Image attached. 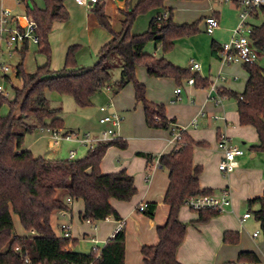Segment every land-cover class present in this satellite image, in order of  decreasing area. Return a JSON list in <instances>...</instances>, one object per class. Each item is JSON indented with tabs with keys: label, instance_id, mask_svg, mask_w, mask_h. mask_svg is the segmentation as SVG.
Returning <instances> with one entry per match:
<instances>
[{
	"label": "trees",
	"instance_id": "16d2710c",
	"mask_svg": "<svg viewBox=\"0 0 264 264\" xmlns=\"http://www.w3.org/2000/svg\"><path fill=\"white\" fill-rule=\"evenodd\" d=\"M19 1L24 13L37 23V48L40 54L47 57V62L33 73L26 72L20 63L15 76L21 81V87L13 88L11 99L0 96V264H125L124 228L101 248L81 254L69 249V246L76 245L75 240L58 237L54 233L50 218L56 211L69 210L66 200L71 199L84 203V210L79 214L82 221L92 225L108 218L120 221L110 200L129 202L137 193L134 178L124 170L102 174L100 164L108 148L124 150L126 142L120 138L101 142L93 150L87 151L83 158L73 161L34 157L30 150L21 149L25 135L36 128L27 123L29 119H35L41 128L63 130V121L59 117L61 108L51 106L46 92L69 96L78 107H87L91 105L92 97L111 83L112 72L116 69L120 70V78L113 84L114 94L131 83L135 103L143 108L146 126L179 133L171 152L158 157L159 166L168 174V187L163 199L169 208L168 217L166 223L156 230L158 243L142 246L141 255L143 264H181L176 254L185 240L188 224L178 220V213L188 198L212 194V190L200 188L202 167L194 165L192 160L195 147L208 148L209 145L193 141L185 131L176 128L174 119L167 118L163 104L146 99V88L136 79V67L143 66L151 78L174 79L177 85L182 80L193 78L196 88L206 89L210 86L197 73L177 67L165 58L173 51L174 41L199 33L201 19L191 24L176 25L173 10L166 8L164 3L202 0H138L131 9L129 5L132 0H123L118 32L112 28L104 4L96 3L90 13L96 23L107 31L109 40L101 46L91 67L78 66L75 54L79 47H68L64 67L60 71L50 69L48 38L54 23L69 20L64 6L67 0H43L42 9L33 0ZM152 12L154 15L147 29L133 33L136 21ZM258 13L262 15L263 22L251 26L250 39L254 48L263 52L264 6L254 11L252 17H257ZM151 42L160 48V57L145 52L146 45ZM219 48L215 42L211 43L212 56L218 57ZM243 68L248 74L244 91L241 94L222 91L221 95L236 101L240 126L255 129L258 143L251 146V150L264 152V69L256 63L244 65ZM4 105L9 108L5 115L1 114ZM136 156L144 158L147 163L153 158L151 154L143 152H137ZM247 206L264 235V190L261 197L248 200ZM155 210V203H147L141 213L153 218ZM219 214L218 211L202 210L198 212L195 222L207 223ZM12 215L18 217L26 235L21 237L14 234ZM222 242L237 245L239 234L225 231ZM16 248L18 251H15ZM242 261L256 262L258 257L253 252H240L233 262Z\"/></svg>",
	"mask_w": 264,
	"mask_h": 264
},
{
	"label": "crops",
	"instance_id": "0c3cea01",
	"mask_svg": "<svg viewBox=\"0 0 264 264\" xmlns=\"http://www.w3.org/2000/svg\"><path fill=\"white\" fill-rule=\"evenodd\" d=\"M11 1L13 2V6H7V0H2V4L12 10L16 6L14 0ZM137 1L138 0L131 1L130 9L135 6ZM217 1L222 4L224 3V5L219 4ZM98 3L104 4L105 13L112 27L115 19L118 20L120 24L122 18L120 10H122L124 6L123 0H98ZM225 3L226 2L223 0L166 1L164 3L166 8L173 10V22L176 25L191 24L201 19L198 28L199 33L202 34L206 33L204 30V19L206 17L212 15L218 20L219 27L211 34V38L206 39L201 35H195L178 39L174 41L173 51L166 55L165 58L177 67L189 70L191 68L190 60L198 63L200 65V70L190 71L193 74L197 73L202 79L207 80L210 85H215L216 93L222 97L220 103L209 98V87L206 89H199L194 85L185 84L182 80L180 83L181 92L175 97L174 90L178 85L174 79L151 78L147 75L145 68L144 70H140L142 72L138 71L139 73H137L138 81L146 88V99L148 101L155 104H163L166 107L167 118L174 119L176 128L185 131L193 141L210 144L209 149L195 147L193 150V164L202 167V173L199 176L200 188L202 190H212V195L215 196H220L225 191L228 192L230 196L231 206L227 209L228 216L217 217L203 224L195 222L198 219V211H192L186 206H183L184 208L181 207L178 213V220L183 224L189 222L192 226L187 227L185 240L176 254V258L181 264H188L189 261V239H200L201 232L211 226H222L219 233V235H221V241L225 231L237 232L239 234L242 224L251 219L252 214L247 210L250 217L242 220L243 215L237 218L236 213H238L239 208L242 207L244 202L247 206L248 200L261 197L264 190V171L259 167L253 169L248 168L247 164L249 160L244 158L245 153L236 158V166L230 173L223 174L218 170V164L222 158V154L216 145L219 136H223L232 146L242 151L243 145L247 143L256 145L258 143V136L253 127L240 126L236 101L233 98L221 95L222 91L241 94L248 80L247 72L242 65L234 64L223 66L218 57H214L211 54V43L215 42L218 46H221V44L229 41L232 36V31L238 23V14L235 6L231 3ZM64 6L69 12L70 18L65 23L53 24L52 32L54 33V37L56 36L55 38L63 42L65 44L63 46H66L67 44H72L71 42L73 41L71 40H74L76 43H81L80 40L82 36H84L82 40L83 43L88 45L96 42V48H101L98 41L104 38L102 37L103 28L96 23V20L90 13L92 6L80 5L73 0H67ZM43 7L44 3L41 9ZM16 8H20L22 9L21 11H23V6ZM153 15V12L147 15L148 18L145 26ZM261 16L262 15L258 13L257 17H251L248 20L249 25H255L254 23L258 21ZM135 25L133 33H141L142 30L139 29L140 31H138ZM72 29H78L74 37ZM27 51L28 46H26L24 51L20 54L21 58H23ZM158 51H160V48L154 46L153 54L156 55ZM20 63L23 64V59H21ZM256 64L264 69V65H261V63L258 64L256 62ZM219 76L223 77V79L221 80ZM128 85L129 84L124 88H127ZM123 91H125V89ZM116 95H118V93ZM109 103L112 104V107H109L107 112L116 110L117 113H119L121 102L118 100V102L114 103V101L110 99L107 104ZM136 109L141 111L140 124L137 123L136 126H138L139 132L143 135L141 138L144 139L146 144L144 146H136L134 149L128 147V150L110 147L106 151L100 164V171L102 174H111L122 170L126 171L134 178V184L137 189L136 195L129 202L110 200L111 205L120 216V221L124 222L125 264H143L141 255L142 246H153L158 243L156 230L166 223L169 212L168 206L163 203L164 195L168 187V174L159 165H156L154 161L155 158L170 153L174 147L173 133L170 131L167 133L160 129L147 128L142 106L140 104L133 106V110ZM100 115L101 113L98 109V118ZM119 115L121 116L120 113ZM137 115L138 118H140L139 114ZM103 128L104 127L98 123L96 128L88 132L93 135H98ZM69 130L72 129L63 127L62 131L68 132ZM118 132L120 140L126 142V144L131 147L133 140L128 138L125 132L121 131V128ZM60 148L58 150H60ZM83 149L87 151L86 148ZM71 150L76 152V159H78L77 149H70L69 151ZM137 152L151 154L153 156L152 161L147 163L144 158L136 156ZM212 153L216 155L217 164L214 165L213 159H208V166L205 168L206 156ZM259 154L260 153L253 151L251 153V158L256 159ZM67 158L68 156L63 160H67ZM233 183L238 184V186H232ZM241 184L244 186L243 189H241ZM147 203L156 204L153 218H148L138 211L139 205H146ZM68 206L69 210L52 213L50 224L53 229L52 222L55 218L60 232L58 237L62 236L61 225H68L70 239L76 241V247L69 246V249H72L74 252L88 254L93 248H101L105 242L116 233L119 220L108 218L92 225L88 221H82L79 218V214L84 210V203L81 200H71ZM258 238L259 236L253 239L251 235L252 240ZM92 240L94 242H92ZM82 244H87L88 249L85 251H77L76 248ZM240 252H245V250L237 251L235 253V259H225V262L222 261L223 263L221 264L235 261ZM249 252L255 253L259 260L264 259V253L261 255L260 249L258 248L251 251L249 250Z\"/></svg>",
	"mask_w": 264,
	"mask_h": 264
},
{
	"label": "rangeland",
	"instance_id": "374dc122",
	"mask_svg": "<svg viewBox=\"0 0 264 264\" xmlns=\"http://www.w3.org/2000/svg\"><path fill=\"white\" fill-rule=\"evenodd\" d=\"M217 2L221 5H224V3L222 4L219 1ZM34 3L36 4L37 7L40 8L43 5L42 0H34ZM7 6H13V2L11 0H7ZM129 9H130V5H129ZM21 10L22 9L16 7L12 9V11L15 13H20L22 12ZM147 18H148L147 15H145L138 19L135 25V28L138 31H140L139 29H141L142 30L141 32H144L147 29L148 23L145 26ZM262 22H263V17L261 16L259 20L256 21L254 24L258 25L261 24ZM119 25L120 24L118 23V20L115 19L112 28L118 32L120 31ZM72 30L74 37L77 34L76 32L78 31V29H72ZM102 30H103L102 37L104 38L98 41V44L101 46H103L109 40V34L107 33V31L104 29ZM200 35L205 37L206 39H209L212 36V35H208L207 33L204 34L198 33L196 36H200ZM55 37H54V33L51 31V34L49 35V39H48L50 46L49 66L51 70L60 71L64 67L67 49L70 46L79 47L75 54V61L78 66L91 67L94 65L96 61L97 53L100 49V48H96L97 47L96 42L86 45L85 43L82 42L84 38V36H82L80 40L81 43H76L74 42V40H71L73 41L71 42L72 44L69 45L67 44L66 46H63L65 44L61 42L59 39H56ZM153 51H154V44L152 42L148 43L145 47V52L149 54H153ZM258 53H259V57L257 59V63L258 64L261 63V65H264V51L263 52L258 51ZM156 55L157 57H160L161 52L160 51L156 52ZM4 59L7 61V63L9 64V66L12 68L13 71L9 74L10 79L8 81L1 80L0 84L3 86V88L6 91L9 92L10 98L13 97V88H19L22 85L21 81L17 79L14 74L15 68L20 63L21 59H23V68L28 73L35 72L37 67H41L47 62V57L39 53V50L36 45H29L28 51L26 52L23 58H21L20 53L17 52V53H13L10 58L4 57ZM140 70H144V67L143 66L136 67L137 80H138L137 73L142 72ZM119 78H120V70L116 69L112 72L111 83L108 84L110 86V90L101 91L100 93L94 95L91 100V105L87 107H83V108L78 107L71 97L60 95L56 92H46V98L50 101L52 107L61 108V114L59 117L62 119L64 127L66 129H72L69 131L79 130L80 133H84L88 131L90 132L92 131L93 128H96V126L98 125L97 123L98 109L100 107L105 106L110 99H112L114 103L118 102L119 100L121 102L120 111L118 110L119 113L121 114V120H122L120 124L121 131L125 132V135L133 140V144L131 145V147L130 145L128 146L127 144L126 149L128 150V147L134 149L136 146H144L146 143L144 139L141 138L143 137V135L139 132L138 126H136L137 123H139V121L141 120V115H140L141 111H138V109L133 110V106L139 105L136 104L135 100L133 99V85L129 83L128 87L124 88L125 91H123L124 90L123 89L118 93V95H116L114 94L113 84ZM180 85H178L177 87H180ZM8 111L9 108L7 105H4L1 108V114L3 115L7 114ZM137 114H139L140 118H138ZM27 123L29 125H35L36 128L31 133L25 135L21 149L30 150L34 157L63 160L68 156V152L70 149H75V150L77 149V158L80 159L83 158L87 153V151H85L83 148H80L76 143H69V142H62L60 150H51L47 147L49 134L46 132V128H41L36 123L35 119H29L27 120ZM162 131H165L167 133L169 132L168 130H162ZM208 145L209 146L206 149L210 148V144ZM251 146L253 145L248 143L242 146L243 153H245L244 158L245 159L247 158L249 160L247 167L250 169L259 167L264 171V152H258L260 153L258 157L256 159H252L251 153L253 151L251 150ZM208 159L210 160L213 159L214 165L217 164L216 155L212 153L206 156L205 168H207L208 166V161H207ZM234 185L238 186V184L233 183L232 186ZM243 187L244 186H242L241 184V189H243ZM247 210H248L247 206L244 202L242 207L239 208L238 213H236L237 218L241 217L243 213L247 212ZM226 216H228V210L222 211L218 216H215L211 219L217 217H226ZM12 220L14 225V234L21 237L26 235L25 231L22 229L20 225L18 217L16 215H12ZM187 224L189 227H192L189 222H187ZM52 225H53V231L58 236L60 232L58 230L57 227L58 224L57 221H55V218L52 222ZM221 227L222 226H211L210 228L201 232L200 239H193V240L189 239L188 245L190 250L188 253V260H189L188 264H219V263L221 264L225 262V259H235V253L237 251L240 250L251 251V250H255L256 248L260 249L261 255H263L264 235L262 234L260 225L255 220L253 214L251 219L247 220L244 224H242V228H240L241 231L239 232V242L236 246H230L222 243L221 235H219L221 231ZM256 231L260 233L259 238L256 240H252L251 235ZM86 249H88L87 244L79 245L76 248L77 251H81V250L85 251Z\"/></svg>",
	"mask_w": 264,
	"mask_h": 264
},
{
	"label": "built area",
	"instance_id": "2783aa9c",
	"mask_svg": "<svg viewBox=\"0 0 264 264\" xmlns=\"http://www.w3.org/2000/svg\"><path fill=\"white\" fill-rule=\"evenodd\" d=\"M77 4L84 6H93L98 3V0H73ZM226 3H231L235 6L238 14V23L232 31V36L229 41L221 44L218 51V59L223 66L229 65H251L257 62L259 57L258 51L254 48L251 39V26L248 20L252 17L254 11H258L260 7L264 6V0H223ZM16 7H22L19 0H14ZM205 32L208 35L214 33L219 27V22L214 16H208L204 19ZM39 36L37 34V23L35 20L24 13L13 12L10 8L2 4L0 0V82L1 80L8 81L9 74L13 71L4 57L10 58L13 53H22L24 48L29 45H38ZM191 71L200 70V65L193 60H190ZM19 65V64H18ZM17 65V66H18ZM16 66V68H17ZM15 68V73H16ZM222 80L223 77L219 76ZM187 85H194V79L189 78L183 80ZM110 87L104 86L102 91H109ZM181 92V87L174 90V96L177 97ZM209 98L215 102L220 103L222 97L216 93L215 85L209 86ZM212 94V96H211ZM214 95V96H213ZM0 96L4 99H11L10 94L0 84ZM112 107L109 103L99 108L101 113L98 118V123L104 128L98 135H93L89 132L80 133L79 131L64 132L59 129L46 128L49 134L47 147L51 150H58L62 142L76 143L78 146L86 148L87 151L93 150L97 144L101 142H109L118 137V130L121 124V116L116 111L107 112L108 108ZM179 138L178 131L173 132V142ZM217 148L222 154V158L218 164V170L223 174L230 173L236 166V158L242 156L244 153L241 149L232 146L226 138L220 136L217 142ZM68 161L76 160V152L71 150L68 153ZM159 159L155 158V164H158ZM67 204L71 199L66 200ZM184 205L192 211L213 210L222 212L231 206L230 196L228 192H223L220 196L212 194L203 196H192L188 198ZM146 205L141 204L138 206V211L143 212ZM250 217L249 212L243 214L242 220ZM124 228V222L119 221L116 232ZM68 225H61L62 237L70 239ZM259 236L256 231L252 234L255 239ZM92 242H94L92 240ZM15 251H18L16 248ZM230 264H264V259L256 262L242 261L238 263L230 262Z\"/></svg>",
	"mask_w": 264,
	"mask_h": 264
}]
</instances>
